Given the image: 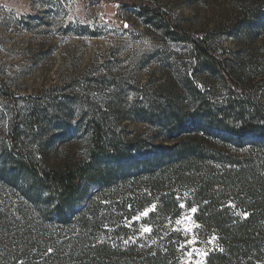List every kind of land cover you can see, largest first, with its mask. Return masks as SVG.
Listing matches in <instances>:
<instances>
[{
  "label": "rangeland",
  "instance_id": "1",
  "mask_svg": "<svg viewBox=\"0 0 264 264\" xmlns=\"http://www.w3.org/2000/svg\"><path fill=\"white\" fill-rule=\"evenodd\" d=\"M145 1L207 37L264 103V7L238 21L263 0ZM195 66L156 18L117 0H0V264H97L103 245L133 264H207L221 250L216 232L195 218L189 179L173 183L171 171L149 167L151 145L193 141L225 156L201 131L166 127L192 111L199 83L226 93L219 76L201 68L195 75ZM94 123L119 132L133 158L98 156ZM26 156L48 169L89 165L67 222L21 165ZM171 193L180 211H165ZM228 200L235 216L247 217Z\"/></svg>",
  "mask_w": 264,
  "mask_h": 264
},
{
  "label": "trees",
  "instance_id": "2",
  "mask_svg": "<svg viewBox=\"0 0 264 264\" xmlns=\"http://www.w3.org/2000/svg\"><path fill=\"white\" fill-rule=\"evenodd\" d=\"M117 1L125 7L139 8L147 21L156 18L173 40L188 46L196 60L195 75L201 68L219 76L226 92L215 96L212 88L199 83L192 111L186 116L176 117L166 126L175 134L201 131L210 141L222 143L226 149L225 156L216 148L193 141L171 146L151 145L147 148L153 155L149 167L155 171L162 169V172L168 169L172 172L170 178L173 183L189 179L199 205L195 218L202 226L216 232L221 248L209 253L207 264H264V103L257 96V84H244L235 63L217 50L207 37L192 34L154 3ZM261 5L245 9L239 23L253 21L264 7V0ZM92 128L93 150L98 156L115 162L133 158V150L119 132L106 130L98 123H94ZM19 139L18 131L13 132L11 144L17 152ZM20 163L55 201L53 215L67 222L68 214L74 211L75 198L89 172V165L48 169L28 156L21 158ZM231 196L236 207L244 210L247 217L234 215L232 206L228 204ZM163 204L165 211L182 209L173 193L163 199ZM113 254L119 256L110 246L103 245L96 263L133 264L126 257L114 260Z\"/></svg>",
  "mask_w": 264,
  "mask_h": 264
},
{
  "label": "snow or ice",
  "instance_id": "3",
  "mask_svg": "<svg viewBox=\"0 0 264 264\" xmlns=\"http://www.w3.org/2000/svg\"><path fill=\"white\" fill-rule=\"evenodd\" d=\"M147 211L148 210L145 211L144 215H147ZM192 211H195V209H192ZM145 231H150V229L149 228H145Z\"/></svg>",
  "mask_w": 264,
  "mask_h": 264
}]
</instances>
